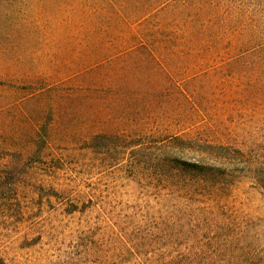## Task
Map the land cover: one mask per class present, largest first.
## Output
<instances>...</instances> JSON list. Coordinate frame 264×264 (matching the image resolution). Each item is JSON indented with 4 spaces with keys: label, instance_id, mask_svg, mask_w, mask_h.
I'll use <instances>...</instances> for the list:
<instances>
[{
    "label": "rangeland",
    "instance_id": "rangeland-1",
    "mask_svg": "<svg viewBox=\"0 0 264 264\" xmlns=\"http://www.w3.org/2000/svg\"><path fill=\"white\" fill-rule=\"evenodd\" d=\"M96 9L93 0H0V146L21 165L18 205L0 221V264L188 255L264 264V188L252 174L222 188L214 166L190 194L155 159L190 114L194 133L237 139L263 162L264 98H224L225 68L208 62L182 74L209 71L186 87L200 111L174 102L146 52L111 45L110 15Z\"/></svg>",
    "mask_w": 264,
    "mask_h": 264
},
{
    "label": "trees",
    "instance_id": "trees-1",
    "mask_svg": "<svg viewBox=\"0 0 264 264\" xmlns=\"http://www.w3.org/2000/svg\"><path fill=\"white\" fill-rule=\"evenodd\" d=\"M93 1L97 4L95 12L106 11L110 15L111 45L122 46L125 53L146 52L168 79L167 90L173 95L174 102H184L192 106L194 112L200 111L195 92H188L186 87L191 79L209 71H198L185 77L182 74L208 62H218L225 68L220 73L224 77V98L233 94L238 97V104L242 100L252 102L264 98V79L259 70L264 67V0ZM182 61L188 64L185 70L179 67ZM256 105L264 111V99ZM185 117L189 127L176 129L166 142L155 145L158 149L155 159L167 160L159 164L171 168L174 186L187 189L190 194L194 193L193 188H205L211 182L208 174L214 172L216 166L222 188L237 174H252V180L264 188V161H250L260 158H248L249 154L239 148L237 139L225 137L227 141H214L209 136L194 133L193 127L197 123H193L190 114ZM132 153L142 154L143 148ZM18 154L0 146V221L18 205L21 177V165L15 164L13 159H3V156ZM119 255L121 257L108 256L105 260L115 263L122 260L123 255ZM137 260L138 264H218V260L205 261L189 255Z\"/></svg>",
    "mask_w": 264,
    "mask_h": 264
}]
</instances>
